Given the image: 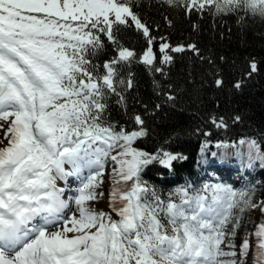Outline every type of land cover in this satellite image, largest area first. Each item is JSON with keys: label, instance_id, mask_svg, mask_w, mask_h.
<instances>
[{"label": "snow or ice", "instance_id": "snow-or-ice-1", "mask_svg": "<svg viewBox=\"0 0 264 264\" xmlns=\"http://www.w3.org/2000/svg\"><path fill=\"white\" fill-rule=\"evenodd\" d=\"M159 2L189 17L264 20V0ZM134 6L135 0H0V121L8 123V144L0 148V264H248L250 253L252 264H264V222L249 234L255 245L249 238L235 243L242 214H264L254 184L186 183L164 198L142 174L154 164L173 171L187 157L163 146L155 152L136 147L148 135L139 114L131 117L138 126L133 130L106 118L110 96L126 108L118 86L133 87L131 78H121V68L135 61L162 73L159 65L172 62L170 53L186 50L204 59L195 44L161 43L158 56L155 37ZM122 27L146 39L141 54L120 42ZM104 38L114 55L96 64ZM256 72L252 60L246 76ZM215 84L221 87L223 80ZM167 99L175 97L169 93ZM212 123L228 127L222 118ZM207 147L205 142L201 164L213 163ZM216 148L235 149L221 152V161L235 155L245 170L259 164L264 171V143L255 138L218 142ZM109 162L110 212L97 211L90 203L104 196L98 189ZM73 177L79 183L66 200L57 181L68 184Z\"/></svg>", "mask_w": 264, "mask_h": 264}, {"label": "trees", "instance_id": "trees-1", "mask_svg": "<svg viewBox=\"0 0 264 264\" xmlns=\"http://www.w3.org/2000/svg\"><path fill=\"white\" fill-rule=\"evenodd\" d=\"M133 10L155 37V53L160 43L186 49L189 44H195L204 59L188 50L173 52L170 53L171 63L159 65L162 73L135 61L127 65L120 70L121 78H131L133 87L118 86L125 97L126 108L117 102L116 96H110L106 118L118 129L133 130L138 126L131 117L139 114L148 135L135 146L147 152H155L163 146L168 151L183 154L187 159L175 163L173 171L162 170L187 178L205 142L215 139L217 143H234L241 138H255L264 143V20L220 18L211 14L189 17L182 8L162 5L159 0H135ZM117 36L125 47L137 54L147 46L146 39L134 28L122 27ZM104 40V52L93 58L97 64L114 55L112 45ZM252 60L257 62L258 72L248 77L246 73ZM218 78L223 80L221 87L215 84ZM238 81H242L239 89L234 86ZM169 93L174 100L167 99ZM237 116L241 118L239 122H235ZM221 118L228 125L227 129L217 128L212 123L213 119ZM209 151L211 149L207 148V156ZM257 174L261 184L256 187L255 195L261 200L264 199V171ZM237 215H240L238 211ZM261 222H264V214L258 209L242 214L235 237L237 247L238 236L243 235L255 245L254 237L249 234ZM248 264H252L251 254Z\"/></svg>", "mask_w": 264, "mask_h": 264}, {"label": "rangeland", "instance_id": "rangeland-1", "mask_svg": "<svg viewBox=\"0 0 264 264\" xmlns=\"http://www.w3.org/2000/svg\"><path fill=\"white\" fill-rule=\"evenodd\" d=\"M0 125H2V127H0V145L6 146L8 144V140L5 138V134L7 133L6 128H8V123L3 121L2 124H0ZM111 168H112V164H111L110 168H109V166L107 167V174L104 177L105 183L101 186V191L104 192V196L99 198L97 201L90 203V207L94 208L97 211H103L104 209L107 210L108 207H110L109 193H110L111 188H112V177L110 174ZM98 191H100V189H98ZM242 238H247V236L246 235L238 236V239H239L238 244L239 245L241 243Z\"/></svg>", "mask_w": 264, "mask_h": 264}]
</instances>
